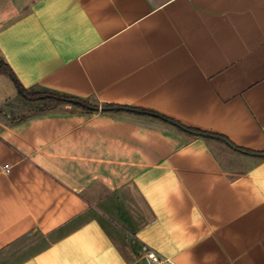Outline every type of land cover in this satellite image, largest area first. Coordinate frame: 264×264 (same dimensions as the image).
<instances>
[{
	"label": "crops",
	"instance_id": "1",
	"mask_svg": "<svg viewBox=\"0 0 264 264\" xmlns=\"http://www.w3.org/2000/svg\"><path fill=\"white\" fill-rule=\"evenodd\" d=\"M0 57V264H264V0H0Z\"/></svg>",
	"mask_w": 264,
	"mask_h": 264
},
{
	"label": "trees",
	"instance_id": "2",
	"mask_svg": "<svg viewBox=\"0 0 264 264\" xmlns=\"http://www.w3.org/2000/svg\"><path fill=\"white\" fill-rule=\"evenodd\" d=\"M0 73L8 74V75L12 76L16 80L18 86L21 87V84L19 83V81H17V79L15 77V74L13 73L12 69L9 67V65L1 57H0ZM24 94L27 96V98L32 99V100H38V99H41V98H46V99L51 100V101L56 102V103L68 101L71 98H73V97H68L66 95L52 93L50 91H40V92H37V93H29L26 89H24ZM86 103H87V101H85V100H80L79 101V104L81 106L85 107V109L87 108V104ZM106 106L110 107V108L114 107V105H111V104H106ZM175 122L177 124H179L181 127H184V125H182V123H180L178 121H175ZM185 128H188L189 130H192L195 133L198 132L199 135H204V136L211 135L209 133H206L207 131H203L201 129H197V128H194V127H186L185 126ZM239 149H241V150H243L245 152H249V153L252 152L251 150L243 148V147H239Z\"/></svg>",
	"mask_w": 264,
	"mask_h": 264
},
{
	"label": "built area",
	"instance_id": "3",
	"mask_svg": "<svg viewBox=\"0 0 264 264\" xmlns=\"http://www.w3.org/2000/svg\"><path fill=\"white\" fill-rule=\"evenodd\" d=\"M10 166L6 165V170L9 171ZM147 258L150 261V264H162V262L164 261L163 259H161V257L157 254L156 251L154 250H149L147 251Z\"/></svg>",
	"mask_w": 264,
	"mask_h": 264
},
{
	"label": "water",
	"instance_id": "4",
	"mask_svg": "<svg viewBox=\"0 0 264 264\" xmlns=\"http://www.w3.org/2000/svg\"><path fill=\"white\" fill-rule=\"evenodd\" d=\"M19 90H20V92H23V89L21 88V87H19ZM72 102L73 103H76V102H78L77 100H72ZM169 122H171V123H174V124H176L177 126H179V124H177V123H175L174 121H169ZM181 127V126H180ZM184 130H188L187 128H185V127H182ZM191 131V130H190ZM217 137V136H216ZM217 138H219V139H222V140H224L225 142H227L230 146H232L233 148H235V149H238L237 147H235L232 143H230L229 141H227L226 139H224L223 137H220V136H218Z\"/></svg>",
	"mask_w": 264,
	"mask_h": 264
},
{
	"label": "rangeland",
	"instance_id": "5",
	"mask_svg": "<svg viewBox=\"0 0 264 264\" xmlns=\"http://www.w3.org/2000/svg\"><path fill=\"white\" fill-rule=\"evenodd\" d=\"M32 92H34V91H37V90H31ZM20 99V98H19ZM171 127H176V126H174L173 124H169Z\"/></svg>",
	"mask_w": 264,
	"mask_h": 264
}]
</instances>
